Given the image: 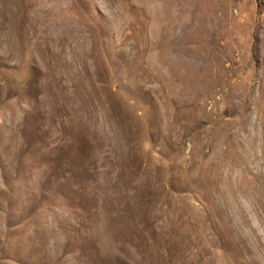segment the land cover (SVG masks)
<instances>
[{
	"label": "rangeland",
	"instance_id": "obj_1",
	"mask_svg": "<svg viewBox=\"0 0 264 264\" xmlns=\"http://www.w3.org/2000/svg\"><path fill=\"white\" fill-rule=\"evenodd\" d=\"M0 264H264V0H0Z\"/></svg>",
	"mask_w": 264,
	"mask_h": 264
}]
</instances>
